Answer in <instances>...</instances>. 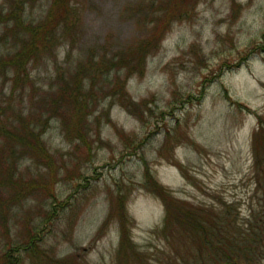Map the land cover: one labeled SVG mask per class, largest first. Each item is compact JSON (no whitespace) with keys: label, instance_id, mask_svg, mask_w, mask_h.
<instances>
[{"label":"rangeland","instance_id":"obj_1","mask_svg":"<svg viewBox=\"0 0 264 264\" xmlns=\"http://www.w3.org/2000/svg\"><path fill=\"white\" fill-rule=\"evenodd\" d=\"M72 1L76 27L32 58L30 79L0 74V111L31 118L51 154L49 165L20 161L19 175L36 187L0 214V254L18 251L16 264H160L188 244L174 230L165 237L166 206L147 188L148 173L188 206L245 199L253 189L264 0H199L172 17L132 75L106 63L147 37L166 0ZM17 4L27 23L46 17L50 0H0V12ZM5 29L0 24V56L16 42ZM79 79L81 92L71 87ZM116 82L127 107L107 93ZM123 229L134 251L121 260Z\"/></svg>","mask_w":264,"mask_h":264},{"label":"trees","instance_id":"obj_2","mask_svg":"<svg viewBox=\"0 0 264 264\" xmlns=\"http://www.w3.org/2000/svg\"><path fill=\"white\" fill-rule=\"evenodd\" d=\"M198 1L166 0V5L163 6L165 15L159 21L156 17L150 19L152 29L147 37L135 46L123 50L106 64L110 65V69H125L130 75L142 69L148 52L152 48H158L161 43L172 17L181 15L182 10L195 6ZM74 15L72 0H50L46 17L27 23L26 17L22 18L24 10L19 4L9 10V15L0 12V24L6 27L4 32L13 31L16 37L13 51L0 56V74L11 70L15 79L29 80L28 66L32 58L39 57L42 51H53L59 41L63 40V37L56 39L59 31L74 30ZM115 85L113 90L107 92L109 97L127 107L124 84L116 82ZM83 86L84 83L79 79L71 87L81 92ZM63 93L67 100L78 101V93ZM59 99L62 100V94ZM4 112L5 108L0 111V214L6 217L17 204L35 191L33 180H24L19 175L20 161L28 157L42 166L49 165L51 154L42 141V129L31 122V118H10ZM255 114L257 128L252 136L253 189L245 199H222L211 205L188 206L177 201L148 173V180L153 184L147 188L159 196L166 206L162 228L165 237L168 238L169 233L174 230L188 244V252L176 249L173 253H165L164 250L166 257L160 260V264H264V109L255 111ZM74 127L76 129V125ZM48 168L54 173L53 168ZM123 233L119 250L121 260L123 256L127 257L128 250L134 251L129 233L125 229ZM32 237L29 235V238ZM18 255L16 250L5 251L0 254V264H16Z\"/></svg>","mask_w":264,"mask_h":264}]
</instances>
